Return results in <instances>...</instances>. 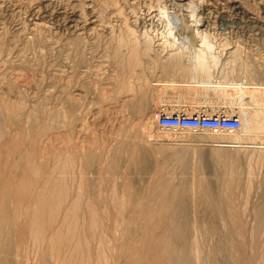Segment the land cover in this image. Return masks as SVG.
<instances>
[{"label": "rangeland", "instance_id": "1", "mask_svg": "<svg viewBox=\"0 0 264 264\" xmlns=\"http://www.w3.org/2000/svg\"><path fill=\"white\" fill-rule=\"evenodd\" d=\"M191 6L195 8L192 9ZM118 7L121 9L122 13ZM193 11L195 12V16H193ZM173 13L180 16L182 21L181 19L179 21L178 18L179 26L175 29L174 34H170L168 15L171 16ZM204 34L208 36L211 45L210 50H208L209 77H206L204 73L195 66V63L189 59V53L181 49L183 43L184 45L190 44L189 47L192 48L193 46L194 48L206 47L202 46V36ZM186 36L190 37L192 41H185L184 37ZM124 38L127 39L125 40ZM122 43H124L125 46L122 45ZM126 45L128 46V50H125L127 48ZM128 52L132 57L127 55ZM140 62L144 64L141 66ZM134 72L135 74L137 73L136 76ZM130 78H132L131 81ZM204 79H210L211 82H205ZM240 82H244V85L247 87H251L254 84H264V0H183V3H178L175 0H0V98L3 97L0 101L4 99L3 102L8 103L0 102V141H2L0 142V149L5 143L13 144L15 140L17 141H15V145H12V151L14 146H18L15 147L16 149H14V152L15 150L16 152L11 155L10 158H4V162L2 159L0 160V191L3 184L2 178L9 173L8 169L11 164L8 163H10V161L11 163H16L18 161V152H22L23 149L25 151L34 149L33 151L36 153L41 151L38 153V156H40V154L41 156L43 154L45 155H43V158L41 156L39 158L36 156L37 163L38 161H42L39 163H43V166H45V164L48 166L52 161H55V156L51 153L52 151L56 149L55 152L57 153L54 152L56 155L61 154L60 156H65L73 149L72 144L74 143L73 146L75 145L77 148L74 146V149L69 152V156L70 153L71 155L77 154L76 156H71L74 158L73 164L75 166L73 165V168H78V171L83 169L85 174L83 176V172L80 171L81 174L74 169L77 175L74 174L75 171L73 170L74 175L71 177V168L69 173V175L71 174L70 177L68 175L69 181L72 182L69 183L73 186V190L71 188V193L73 195L74 189L79 188L81 190H78L83 192V200L89 201L91 198L90 201L92 202L94 200L99 207H103L104 204L107 203L108 207L112 208L113 212L116 213L115 216L111 213L110 220H104L107 228L105 231H109L106 234H108L111 239L112 246L114 244V246L120 244V246H116L112 253L108 252L110 255H115L114 252L119 251L120 253L118 252L116 254L122 255L121 262L119 261V263H122L127 252L131 250L127 251V244L130 245L131 243L132 245L133 243V241H130L133 237V234H129L130 231L133 230L132 228L137 222H143V219L136 221L140 216L134 217V206L142 202L151 201L163 191L161 189L163 186L159 188L158 185L150 183L152 180L149 181V179L154 177L155 174L153 173L160 166L163 170L162 172L167 177L174 178L172 184L184 186H180L178 189H181L180 191L185 194V203L190 213L188 239L191 241L195 235H198V238L202 235L199 241L203 242L202 238L205 236L206 240L208 239V246L206 247L207 249H205L207 251L209 245L212 247L218 238L215 234L211 235L210 231H224L226 228L224 224V226H222L223 222L221 220L207 216L206 212L209 202L206 201L208 199L205 197H201L203 195L200 193L202 189L198 187L197 182L194 183V175H196V178L202 176L203 178H214L213 184L215 187H213V189L215 191H217V189L218 191H223V187H217V185H219L217 182L218 180H215L217 177L220 175H232L235 181L229 188L224 187L223 192L225 194L227 192H234L237 194V191L241 188L242 190L245 188L243 192L245 191L247 193V188L250 186L249 188L251 190L248 188L250 194L248 193L247 197L245 192L243 193L242 190H239L240 193L242 192L240 195L243 198H247V200H249L248 202L244 203V201L247 200L245 198L243 199L239 194H237L238 196L235 194L237 196H235L236 200H233L234 195L232 198L231 193L226 194V199L224 197L222 198L226 203H229L227 200H230L232 205L235 204L233 206H240L241 208L244 205V207H246L245 210L244 207L243 210L239 209L244 214L243 219H245V223L248 224L247 226L245 225L246 230L248 228V231H250L252 227L250 226L251 223L254 222L255 224L256 222V220L254 221L256 215L252 213V216L255 217L253 219L251 212L255 211L253 208L257 206L258 202L260 203V201H262L264 192V134L251 135L246 133L245 139L231 145H218L214 143V141H206V143L202 141L193 142V140L183 139L182 136L198 133H212L213 130H193L189 128L173 130L161 128L157 125V114L162 111H185L189 114L202 111L210 114L224 112L229 115L240 117L237 113L239 110V88L236 87ZM126 83L129 86H127ZM245 100H248V95H246ZM43 120L47 125H40V127L39 124H42ZM19 127L21 129L23 128V132ZM119 127H123V131H121L122 129ZM127 127L129 129H127ZM24 129H26V131ZM15 130H17V132ZM19 130L22 132L21 134L23 136H21ZM27 130L30 131L31 135H29L30 133L27 132ZM24 131L27 132L29 136H27V133L25 134ZM220 131L225 133L235 132V130L234 132L231 130ZM54 133L55 136L51 135ZM127 133H129V135ZM38 134L40 136H38ZM12 135H14V137H11ZM35 135L38 136L39 140ZM243 135L245 134L243 133ZM25 136H27V138ZM47 136L48 138H46ZM53 136L56 140L53 139ZM43 137L46 138V141L48 139L45 146H43L45 144V142L42 141ZM4 138L5 141L2 140ZM11 138L12 140H10ZM86 138L87 140L90 139L91 143H94L95 140L94 146L93 144L90 145V140L87 141ZM105 138L107 141H105ZM32 140L34 141L33 143H36L35 145H33L32 142L30 143ZM51 140H53V147H51L53 149L50 150L49 148V151H51L49 152L46 146L52 142ZM65 140L67 141V145L68 140L71 143L73 142L69 144V149L66 147ZM110 141L113 143L116 142L114 145L113 143L110 144L113 146L107 144L108 146L106 147V142L111 143ZM16 142H19V144L17 145ZM20 142L23 143V146H26V148H22ZM87 142L89 143V148L87 147ZM102 142L105 144L102 145ZM55 143H57V148L54 147ZM82 144L84 148L86 145L88 150H83V147L81 149ZM36 145L39 147L42 146V149H39ZM97 145H99L100 149ZM58 147H61L60 149L64 148L66 154H64V151V153L62 150L60 151ZM90 147H93V151H89V149L91 150ZM102 147H104V150L102 149V151H104L103 156L102 153H100ZM109 147H112V152ZM106 148L110 149L109 151L107 150V152H109L108 154H112H110V156H112L111 159L107 152H105ZM85 151L88 153V156L86 153L84 154L86 155L85 157H80V153L81 156H84L83 153H85ZM175 151L183 152L186 156L184 157V162L181 161L180 163V161L176 159ZM258 151L260 157L258 156L257 159V155H259ZM220 152L229 153L230 158H228L229 156L227 154L222 156ZM252 152H255V156ZM49 153L51 155L53 154V156H48ZM46 154L48 158L50 157L49 160L53 158L51 162L48 161V159L46 160ZM249 155L251 156L249 157ZM86 157H88V160H86ZM214 158H217L218 162L215 161ZM250 158H252L251 160L254 159V161L252 162ZM7 159L11 160L8 162ZM42 159L47 162L44 163ZM165 160H167L166 162L168 163H164ZM48 162L50 163L48 164ZM247 162H251L253 165L251 163V165H249ZM89 163H91V165ZM100 164H104L105 166L103 165L102 167ZM108 164L111 166L109 167ZM227 164H229V166H224ZM256 164L259 166L257 167ZM5 165L8 171L3 168ZM248 166H252L251 172ZM253 166H255V168ZM171 167H173V169ZM223 167H225V170ZM227 167L229 169L231 168V170L233 169L234 172L227 170ZM101 168H103L104 171H102ZM252 168L254 169L255 175L252 173ZM41 169H43V167L39 169L40 172H38L37 175L41 173V171L44 173L47 171L46 166L44 168L45 170ZM248 169L249 173L251 175L253 174L252 179L255 186L249 182V180L252 182V179L250 178L251 175H249ZM226 170L228 172H226ZM224 171L226 173H224ZM48 173L50 174V172H46L47 175ZM106 173L108 176H105L107 175ZM152 174L153 176H151ZM40 175L42 176L44 174L41 173L38 176ZM119 175L121 176L120 178H118ZM74 176L77 181H75L76 179H74ZM82 176L85 178H81ZM79 177L81 178L82 185L79 183ZM114 177L117 178L118 185ZM244 177L245 179H243ZM84 179H87V181H84ZM184 179L186 182L180 184ZM107 180L108 182L106 183ZM99 181L101 182L99 183ZM241 181L244 184L241 185L242 187L240 186V184H242ZM112 183H114V185H112ZM99 185L100 187L102 186V191L100 190V193ZM251 185L254 187L252 188ZM113 186H115V188L118 187L117 190H114L117 192L116 196L118 195L120 198L114 196L115 192H112V196L116 199L114 205L110 201L111 198H109V196L111 192L108 189H112ZM150 186L152 189L154 188L155 191L152 192ZM85 187L87 188L85 189L87 192L90 191V195L86 193L87 199L84 195L86 192L84 190ZM259 187H262L260 189L263 190L261 191ZM144 188L146 189L145 192ZM18 189L19 186H15V190ZM225 189H227V191ZM106 190L108 193L104 192ZM172 190H174L173 187L169 188L167 194L170 195L173 192ZM77 191H75V194L79 192ZM101 193H105L106 195L104 194L103 196ZM146 193L147 196L145 197ZM99 194L100 196L102 195V198H100ZM92 195H94L95 198L92 197ZM143 197L145 199H143ZM69 198H71V195ZM122 198L125 201L124 206H126V208L124 207L125 211L122 209L124 215L120 217V215H117V208L123 202ZM97 199L100 203H98ZM117 199H119L118 202ZM213 199L217 200L218 203L220 201V198L216 197L215 194L214 197L209 200ZM235 201L240 205L238 206ZM252 205H254L253 208L251 207ZM194 212L195 214H193ZM198 212L201 213L198 214ZM246 219H248V222H246ZM115 220H117L118 224ZM194 220H197L199 224H196L197 221L194 223ZM113 222H115L116 225H122L119 227L113 224ZM204 222H206V226H204ZM214 222L217 223L216 229L213 227ZM110 224H113L115 227ZM194 224L197 226H194ZM254 224L252 223V225ZM17 225H21V227L24 226L22 222H20V224L17 223ZM1 227H3L0 232L1 264H23L25 261L27 262L29 260L24 259L26 258L24 255H28L30 258V262H25V264H36L37 261L42 264H56L54 260H51L49 255L45 258H40V253H38L39 255L36 254V247L33 245L32 248L31 241L28 242L30 244L27 243L29 238L25 240L27 237L23 240V244L27 243L24 244V246L23 244L19 245L17 235H12L16 236L14 237V241H12L13 243L6 242L4 239L6 238V229L8 227L7 222H2ZM113 227L115 229L117 227L119 231L116 232ZM109 228L113 229L110 230ZM200 228L202 234H199ZM262 229L260 236L264 238V226H262ZM113 230L116 235L118 234V241H116L117 238H115L116 235ZM127 231L129 232L128 235L126 233ZM195 232H197V234ZM123 235H125V240ZM111 237L115 239H113L115 243L112 241ZM93 240H96L95 242L93 241V245L96 246L95 243L97 239L94 238ZM126 240L127 242L125 243ZM122 241H124V243H122ZM193 241L195 242L196 239H193L191 242ZM123 244H126V247L123 246ZM25 246H27V248ZM19 247L24 251H21ZM26 249L31 250L26 251ZM32 250L33 253H31ZM124 251L125 254H122ZM28 252L29 254H27ZM30 254L32 255L30 256ZM34 254H36V256ZM36 257L39 258L37 259ZM218 257L219 260L223 258L224 260L226 259L225 254H218ZM35 258L36 260L34 261ZM2 259L5 261L3 262ZM110 263L111 261L109 264Z\"/></svg>", "mask_w": 264, "mask_h": 264}, {"label": "bare ground", "instance_id": "2", "mask_svg": "<svg viewBox=\"0 0 264 264\" xmlns=\"http://www.w3.org/2000/svg\"><path fill=\"white\" fill-rule=\"evenodd\" d=\"M178 3H183V0H175ZM185 1V0H184ZM202 1V0H201ZM108 2V1H107ZM115 2V1H114ZM117 2V1H116ZM157 2V1H156ZM171 2V1H170ZM115 5V4H114ZM117 5V4H116ZM187 5V4H186ZM191 5V4H190ZM183 6V4H182ZM197 6V5H196ZM200 6V5H199ZM190 7V6H188ZM192 9L195 8L194 6H191ZM162 8V7H161ZM165 8V7H164ZM172 8V7H171ZM119 9V7H118ZM163 9V8H162ZM200 9V8H199ZM239 9V8H238ZM121 11V9H119ZM157 10V9H156ZM159 11V10H158ZM200 11V10H199ZM225 11V10H224ZM163 12V11H162ZM122 13V11H121ZM186 13V12H185ZM198 13V12H197ZM157 16V15H156ZM193 16H195V12L193 11ZM202 17V16H200ZM166 18V17H165ZM182 18L180 16H178L177 14L173 13L171 14V16L168 15V26H169V33L170 34H174L175 33V29L179 26V21ZM198 18V17H197ZM205 18V17H204ZM200 19V18H199ZM155 20V19H154ZM153 20V21H154ZM160 20V18H159ZM165 20V19H164ZM163 20V21H164ZM192 20V19H191ZM184 21V20H183ZM197 21V20H195ZM158 22V21H157ZM191 22V21H190ZM154 23V22H153ZM160 23V22H159ZM156 24V23H155ZM164 24V22H163ZM183 24V23H181ZM185 24V22H184ZM147 27V25H146ZM198 27V26H197ZM152 28V27H151ZM201 28V27H199ZM205 28V27H204ZM203 28V29H204ZM132 29V28H131ZM149 29V27H148ZM157 29V28H156ZM202 29V28H201ZM200 29V30H201ZM158 31V30H157ZM161 31V30H160ZM209 31V30H208ZM204 32V31H203ZM153 33V32H152ZM163 33V32H162ZM202 33V32H201ZM208 33V32H207ZM124 34V33H123ZM142 34V32H141ZM157 34V33H156ZM155 34V35H156ZM118 35V34H117ZM122 35V34H121ZM137 36V35H136ZM187 37V36H186ZM184 37L185 41L187 40V42L192 41V39L190 37ZM203 45L202 46H206V47H200V48H193L189 47V45L184 43L181 46V49L185 52L189 53V59H191L194 63L195 66L197 68H199L206 77H209L210 72H209V63H208V50H210L211 45L210 42L208 40V36L206 34H204L203 36ZM119 39V37H118ZM125 39V38H124ZM127 39V38H126ZM125 39V40H126ZM139 39V37H138ZM162 40V39H161ZM117 41V40H116ZM120 41V40H119ZM153 41V40H152ZM121 42V41H120ZM119 42V43H120ZM124 42V41H122ZM140 42V41H139ZM180 42V41H179ZM127 44V42H126ZM119 45V44H118ZM122 45H124V43H122ZM141 45V44H140ZM125 46V45H124ZM123 46V47H124ZM126 49L128 50V46L126 45ZM141 48V47H140ZM122 49V47H121ZM149 49V48H148ZM130 50V47H129ZM181 50V51H182ZM122 51V50H121ZM131 52V51H130ZM152 52V51H151ZM182 53V52H181ZM135 54V53H134ZM140 54V53H139ZM129 55V52L128 54ZM133 55V54H132ZM141 55V54H140ZM131 56V55H129ZM134 56V55H133ZM138 56V54H137ZM142 56V55H141ZM146 56V55H145ZM132 57V56H131ZM139 57V56H138ZM134 58V57H133ZM136 58V56H135ZM118 60V59H117ZM125 60V59H124ZM143 60V59H142ZM184 60V59H183ZM144 61V60H143ZM221 61V60H220ZM142 62V61H141ZM140 62V64H141ZM189 62V61H188ZM233 62V61H232ZM126 63V62H125ZM133 63V62H132ZM129 64V63H128ZM134 64V63H133ZM136 64V63H135ZM139 64V65H140ZM144 64V63H142ZM141 64V66H142ZM126 65V64H125ZM189 65V64H188ZM128 67V66H127ZM126 67V68H127ZM135 67V65H134ZM134 69V68H133ZM139 69V68H138ZM137 70V68H136ZM126 71V69H125ZM135 71V70H133ZM179 71V70H178ZM127 72V71H126ZM131 74V73H130ZM133 74V73H132ZM135 74V72H134ZM137 74V73H136ZM135 74V76H136ZM177 74V73H176ZM139 75V74H138ZM118 76V75H117ZM195 76V75H194ZM126 77V76H125ZM131 77V76H130ZM132 78H130L131 81ZM119 80V78H118ZM124 80V79H123ZM128 80V79H127ZM205 82H211L210 79H204ZM126 82V79H125ZM128 82V81H127ZM203 82V81H202ZM223 82V81H222ZM118 83V82H117ZM122 83V81H121ZM172 83V82H171ZM234 83V82H233ZM237 83V82H236ZM203 84V83H202ZM231 84V83H230ZM247 84V83H246ZM124 85V84H123ZM127 85V83H126ZM208 85V84H207ZM217 85V84H216ZM219 85V84H218ZM223 85V84H222ZM233 85V84H232ZM237 85V84H236ZM253 85V84H252ZM129 86V85H127ZM133 86V85H131ZM215 86V85H214ZM225 86V85H224ZM230 86V85H229ZM227 87V86H226ZM225 87V88H226ZM231 87V86H230ZM235 87V86H234ZM239 88L238 92H239V110L237 111V113L240 116V119L242 121V126L240 129L238 130H231L234 133H225L223 131L220 130H213L212 133L208 132L205 134H194V135H183L182 138L186 139V140H193L194 141H202L205 142L206 141H214V143L218 144V145H231V144H236V142H241L243 139H245L246 137V133H249L251 135H261L264 134V84H254L251 87H247L244 85V82H240V84L238 83V85L236 86ZM133 88V87H132ZM228 88V87H227ZM123 89V88H122ZM125 89V88H124ZM129 89V88H128ZM145 90V89H144ZM6 93V92H5ZM138 94V93H137ZM246 95H248V100L246 99ZM8 96V95H7ZM119 96V95H118ZM3 97H1L0 99H2ZM134 98V97H133ZM4 100V99H3ZM3 100H1L0 102L2 103ZM34 100V99H33ZM7 101V100H5ZM3 103H7V102H3ZM16 103V102H15ZM8 104V103H7ZM6 104V105H7ZM4 105V104H3ZM238 105V104H237ZM236 105V106H237ZM1 108V107H0ZM8 109V108H7ZM234 109V108H233ZM9 110V109H8ZM44 110V109H43ZM231 110V109H230ZM26 111V110H25ZM50 111V110H49ZM53 112V111H52ZM5 113V112H4ZM4 113H2L3 115H5ZM47 113V112H45ZM7 114V112H6ZM237 114V115H238ZM48 115V114H47ZM59 118V117H58ZM108 120V119H107ZM47 121V120H46ZM53 121V120H52ZM34 122V121H33ZM40 122V121H39ZM9 123V122H8ZM44 120L42 121V124H39V126L41 125H47V124H43ZM52 123V122H51ZM55 123V122H54ZM82 123V122H81ZM49 124V123H48ZM85 124V123H84ZM40 126V127H41ZM69 126V125H68ZM122 126V125H121ZM125 126V125H123ZM45 127V126H44ZM129 127V126H128ZM127 127V129H129ZM20 128V127H19ZM33 128V127H32ZM84 128V126H83ZM119 128H123V127H119ZM125 128V127H124ZM21 129V128H20ZM23 129V128H22ZM21 129V130H22ZM31 129V128H30ZM120 129V130H121ZM26 131V129H24ZM29 130V129H28ZM30 133V131H28ZM119 130V131H120ZM133 130V129H132ZM208 130V129H207ZM17 132V130H15ZM24 131V132H25ZM118 131V132H119ZM123 131V129L121 130ZM127 131V130H125ZM20 132V130H19ZM23 132V130H22ZM20 132V134L22 133ZM25 132V134L27 133ZM38 132V131H37ZM117 132V133H118ZM129 132V131H128ZM216 132V133H215ZM121 133V132H120ZM119 133V134H120ZM126 133V132H125ZM124 133V134H125ZM132 133V132H131ZM136 133V132H135ZM203 133V132H202ZM243 133L245 135H243ZM11 134V133H10ZM41 134V133H40ZM50 134V133H49ZM118 134V135H119ZM129 135V133H127ZM126 134V135H127ZM176 134V133H175ZM190 134V133H189ZM31 135V133L29 134ZM27 133V136H29ZM55 136L54 134H51ZM125 135V136H126ZM10 136V135H9ZM17 136V135H16ZM20 136V135H19ZM18 136V137H19ZM21 136H23L21 134ZM27 136H25L27 138ZM36 136V135H35ZM38 136H40L38 134ZM38 136H36V138L38 139ZM53 136V139L56 140V138ZM59 136V135H58ZM115 136V135H114ZM122 136V134H121ZM120 136V137H121ZM173 136V135H172ZM7 137V136H6ZM11 137H14V135H12ZM33 137V135H32ZM42 137V136H41ZM50 137V136H49ZM57 137V135H56ZM31 138V136H30ZM48 138V136L46 137ZM46 138L43 137V140L45 142V144H40L41 140L39 141L40 145L45 146L46 142H48V139L46 141ZM52 138V136H51ZM92 138V137H91ZM112 138V137H111ZM122 138V137H121ZM131 138V137H130ZM163 138V137H162ZM176 138V137H175ZM174 138V139H175ZM19 139V138H18ZM21 139V137H20ZM34 139V138H32ZM36 139V140H37ZM104 139V138H102ZM106 139V138H105ZM119 139V136H118ZM125 139V138H124ZM1 140V138H0ZM5 141V138L2 139ZM12 140V138L10 139ZM15 140V138H14ZM22 140V139H21ZM26 140V139H24ZM31 140V139H30ZM35 140V141H36ZM39 140V139H38ZM50 140V139H49ZM67 140V139H66ZM65 140V143L67 142ZM71 140V139H70ZM87 140V138H86ZM90 140V139H89ZM87 140V141H89ZM17 141V140H15ZM15 141H13V144L15 145ZM20 141V140H19ZM52 142H50L46 147H48L47 151L53 149L51 147L53 140H51ZM72 141V140H71ZM102 141V140H101ZM100 141V142H101ZM107 141V139L105 140ZM113 141V140H112ZM126 141V140H125ZM2 142V141H0ZM29 142V139H28ZM33 143L34 141H30V143ZM43 142V143H44ZM56 142V141H54ZM93 142V140H92ZM111 142V141H110ZM116 142V141H115ZM114 142V143H115ZM17 143V142H16ZM21 143V142H20ZM29 143V144H30ZM71 142H69L68 140V145L66 143V147L68 148L69 144ZM73 143V142H72ZM71 143V144H72ZM77 143V142H75ZM91 143V140H90ZM95 143V140H94ZM94 143H91L90 145ZM103 143V142H102ZM111 143H107L106 142V147L109 146H113L110 145ZM119 143V140H118ZM135 143V142H134ZM197 143V142H196ZM11 143H5L3 145V147L0 149V160L4 158H10L11 155H13L14 149H16L15 147L18 146H14V149L12 151V145ZM19 144V142L17 143V145ZM22 148L26 146H23V143H21ZM36 143H33V145H35ZM55 143V148L56 147ZM63 144V143H62ZM74 144V143H73ZM72 144V148L74 149V146ZM79 144V143H78ZM88 142H87V147H88ZM100 144V143H98ZM105 143H103L102 145H104ZM108 144V145H107ZM195 144V143H194ZM26 145V143H25ZM32 145V144H31ZM38 145H36L37 147ZM58 146V145H57ZM63 146V145H60ZM194 146V145H193ZM202 146V145H200ZM33 147V146H30ZM39 147V146H38ZM77 148V146H75ZM83 147V144L81 146V149ZM97 147H99V145H97ZM135 147V146H134ZM222 147V146H221ZM20 148V147H19ZM18 148V149H19ZM44 148V147H43ZM54 148V149H55ZM59 150L62 152H65V149L61 147H58ZM75 148V149H76ZM89 148V147H88ZM86 145L84 149H87ZM91 148V147H90ZM110 148V147H109ZM112 148V147H111ZM110 148V149H111ZM17 149V150H18ZM28 149V148H27ZM38 149V148H37ZM39 149H42V146L39 147ZM46 149V148H45ZM44 149V150H45ZM64 149V150H63ZM69 149V148H68ZM71 149V150H73ZM80 149V150H81ZM93 147L91 148V150L89 149V151H93L92 150ZM100 149V147H99ZM102 149L104 150V147L101 148V152L102 156H103V152ZM110 149L105 150V152H107V150L109 151ZM34 150V149H33ZM32 149H28V151L24 150L22 152H18V158L16 163H11V159L8 160V162L10 161L11 164L9 167V173L3 176V184H2V188L0 191V232L2 231L1 225L2 222H7V229H6V238L4 239L6 242H11L14 241V237L16 236H12V235H17L18 239H19V245L23 244V240H27L29 238V241H31V245L33 248L36 247V251L38 253H40V258H45L48 255L50 256L51 260H54L56 264H109V262L111 261L110 264H264V238H261L260 236V232L263 230L262 226L264 223V192H263V198L262 201H260V203H257V206L254 207V205H252L251 207L253 209H255V211L251 212V216L252 213H254L256 219H254L255 217H253L254 221L256 220L255 224L254 222H252L254 225H251V230L248 231V228L246 230L245 225L247 226L248 224L245 223V219H243V213L241 210H243L244 205L240 208V204L238 205L237 202L236 204L239 207L233 206L235 204H231L230 200L229 203L225 202V200H223L222 198L224 197L226 199L225 196H227L226 194L228 193H224V187H228L233 185V182L235 181V178L232 177V175L230 176H221L217 177L218 180V184L217 187L221 188L223 187V191H215L213 189V187H215V185L213 184L214 182V178L211 179V177H197L196 175H194L195 177L194 179V183H198V187L200 189H202V191L200 193H202L203 195L201 197H205L207 202H209L208 208H207V216L213 217V218H217L219 220H221L222 226H224L226 228V230L224 231H210L211 235H217L218 238L216 240V242L212 245V247L209 245L208 250L206 251L205 249H207L206 247L208 246V239L206 240V237L204 236L203 242H200L199 239L202 237V235H200V237L198 238V235L193 237V239H196V241L193 243L188 239V234H189V218H190V213L188 212V207L186 206L185 203V199L186 196L184 193H182V191H180L178 188H180V186L183 185H177V184H172V180L174 179L173 177H167L162 171V169L160 168V166L155 170V172L153 174L154 177L150 183H152L153 185H158L159 188H161V186H163L161 189L163 190L160 194H158L155 198H153L151 201L149 200V202H140L141 204H138L136 206H134V217L135 216H140L136 219L140 221V219H143V222L139 223L137 222L134 226H133V230L130 231V233L127 231V235L128 233L133 237L131 238L132 240H130L131 242L133 241L132 245L130 243V245L127 244V251L130 250L129 252H127L126 256L124 257V260L122 261V263H119V261L122 259V255L120 254H116L118 252H114V254H111L109 252L112 253V251L115 250L116 246L120 244H117L116 246H112V242L111 239L109 238L108 232H106L105 230L106 228V224L104 222V220H108L112 215L115 216L116 213L113 212V209L108 207L107 203L104 204L103 207H99L97 202H94V200L91 202V198L88 200H83V192L79 191L81 189H74L75 191H77L78 193L75 194V191L73 192V195L71 193V191L73 190V186H71V184L69 182V178L68 175L70 173V170L72 168V175L71 177H73L74 174H76V171H78L77 169H75V167L73 168V162H74V158L71 157L74 154L69 156V151L67 153V155L65 156H60L61 154H55L57 152L54 151H49L51 153L54 154L55 156V161L53 162V158L52 160L48 158V156H50L51 154L49 153V155L45 157L46 160L48 159V161H52V163L50 165L47 166V164H45L46 166V172H50V174L48 173V175L46 174V172H42L44 175H40L38 176L37 173L40 172L39 169L41 167H43V169L41 170H45V166H43V163H39L42 161H38L36 160V156H38V150L36 153L35 151H33ZM36 150V148H35ZM43 150V151H44ZM77 150V149H76ZM79 150V147H78ZM86 150V151H87ZM95 150V149H94ZM19 151V150H18ZM25 151V152H24ZM75 151V150H74ZM73 151V152H74ZM85 151L84 154H86L87 152ZM88 151V152H89ZM96 151V150H95ZM112 152V149L110 150ZM114 151V149H113ZM169 151V150H168ZM177 151V150H176ZM175 151V152H176ZM189 151V150H188ZM187 151V153H188ZM196 151V150H195ZM253 151V150H252ZM55 152V153H54ZM63 152V153H64ZM72 152V153H73ZM76 152V151H75ZM78 152V151H77ZM82 152V150H81ZM37 155H36V154ZM59 153V152H58ZM62 153V154H63ZM79 153V152H78ZM109 152H107L108 154ZM126 153V151H125ZM253 155L255 156V152ZM43 154V152H42ZM53 154L51 156H53ZM66 154V152L64 153ZM97 154V152H96ZM105 154V153H104ZM111 154V153H110ZM110 154H108L110 156ZM216 154V153H214ZM220 154L223 156L224 154H227L229 156V153H224V152H220ZM251 154V153H250ZM257 155V159L258 156L260 157V153L258 151ZM45 155V154H43ZM43 155L40 156L43 158ZM77 154H75L74 156H76ZM106 155V156H108ZM112 155V154H111ZM127 155V153H126ZM166 155V154H165ZM169 155V154H168ZM167 155V156H168ZM252 155V154H251ZM249 155V157L251 156ZM252 155V156H253ZM38 156V158L40 157ZM81 156L80 153V157H85ZM88 156V153H87ZM90 156V155H89ZM96 156V155H94ZM101 156V157H102ZM176 159L182 162H184L183 160L185 159L184 157H186L182 151L180 152H176L175 154ZM214 156V155H213ZM217 156V155H216ZM262 156V155H261ZM13 157V156H12ZM15 157V156H14ZM105 157V155H104ZM112 156H110L111 159ZM160 157V156H159ZM188 157V156H187ZM200 157V156H199ZM73 158V161H72ZM88 160V157H86ZM100 158V157H99ZM230 158V156L228 157ZM232 158V157H231ZM254 158V157H253ZM78 159V158H77ZM81 159V158H80ZM105 159V158H104ZM108 159V158H107ZM110 159H108L109 161H111ZM252 158H250L251 160ZM13 160V159H12ZM39 160V159H38ZM44 160V159H42ZM85 160V159H83ZM163 160V159H162ZM175 160V161H177ZM215 161H217V158L215 159ZM238 160V159H237ZM248 160V159H247ZM260 160V158H259ZM76 161V160H75ZM94 161V159H93ZM104 161V160H103ZM167 160L164 161V163H168L166 162ZM221 161V160H220ZM231 161V160H230ZM239 161V160H238ZM249 161V160H248ZM252 162L254 161L251 160ZM257 161V160H256ZM255 161V162H256ZM1 162V161H0ZM4 162V161H3ZM47 162V161H46ZM44 160V163H46ZM48 162V164L50 163ZM81 162V161H80ZM85 162V161H84ZM106 162V159H105ZM218 162V161H217ZM223 162V161H222ZM228 162V159H227ZM232 162V161H231ZM6 163V162H5ZM109 163V162H107ZM173 163V162H172ZM200 163V162H199ZM225 163V162H224ZM233 163V162H232ZM246 163V162H245ZM251 163V162H250ZM250 163L247 162V164L251 165ZM258 163V162H256ZM260 163V162H259ZM80 164V163H79ZM83 164V163H82ZM91 165V163H89ZM102 164V161H101ZM100 164V165H101ZM106 164V163H105ZM7 165V164H6ZM5 166H3L4 170L7 168ZM104 165V164H103ZM103 165H101L103 167ZM158 165V164H157ZM163 165V164H162ZM222 165V164H221ZM253 165V164H252ZM75 166V165H74ZM77 166V165H76ZM105 166V165H104ZM107 166V164H106ZM109 166V164H108ZM111 166V165H110ZM109 166V167H110ZM165 166V165H164ZM224 166H229V164L224 165ZM257 166V164H256ZM259 166V165H258ZM257 166V167H258ZM231 167V165H230ZM249 167V166H248ZM251 167L250 166V172H251ZM255 168V166H253ZM256 167V168H257ZM81 168V167H80ZM83 168V167H82ZM170 168V167H169ZM173 169V167H171ZM225 170V167H223ZM232 168V167H231ZM231 168L229 169L227 167V170H231ZM241 168V167H239ZM76 171H75V170ZM102 171L103 168H101ZM115 169V168H114ZM123 169V168H122ZM253 169V168H252ZM7 170V169H6ZM7 170V171H8ZM75 171V173L73 174V172ZM175 170V167H174ZM192 170V169H191ZM194 170V169H193ZM205 170V169H203ZM226 170V172H228ZM83 172V169L79 170L78 172L81 173ZM107 171V170H106ZM112 171V170H111ZM177 171V170H176ZM175 171V172H176ZM195 171V170H194ZM220 171V170H219ZM233 171V169L231 170ZM230 171V172H231ZM254 173V169L252 170ZM4 172V171H3ZM2 172V173H3ZM115 172V170H114ZM222 172V171H221ZM224 171V173H226ZM229 172V173H230ZM234 172V171H233ZM205 173V172H204ZM203 173V174H204ZM217 173V172H216ZM248 173H249V169H248ZM82 174V173H81ZM84 172H83V176H84ZM105 174V173H102ZM107 174V173H106ZM109 174V172H108ZM105 175V176H108ZM153 174L151 176H153ZM169 174V173H168ZM208 174V173H207ZM222 174V173H221ZM231 174V173H230ZM47 175V176H46ZM69 175V177H70ZM77 175V174H76ZM110 175V174H109ZM115 175V174H114ZM118 175V174H117ZM116 175V176H117ZM235 175V174H234ZM248 175V174H247ZM249 175H251L249 173ZM253 175V174H252ZM250 176V178L252 179L253 176ZM255 175V173H254ZM81 176V175H80ZM81 177V178H85V177ZM100 176V175H99ZM175 176V175H173ZM184 176V175H183ZM189 176V175H188ZM239 176V175H238ZM246 176V175H245ZM44 177V178H43ZM121 176L119 175L118 178H120ZM129 177V176H128ZM255 177V176H254ZM260 177V176H259ZM81 178L79 177V180L81 183ZM102 178V177H101ZM109 178V177H108ZM106 178V179H108ZM115 178V177H114ZM249 178V176H248ZM247 178V179H248ZM262 178V177H261ZM74 179L75 176H74ZM117 178H115L116 180ZM142 179V178H141ZM178 179V178H177ZM176 179V180H177ZM245 179V177L243 178ZM256 179V178H255ZM72 180V179H71ZM87 181V179H84V181ZM188 180V178H187ZM249 180V179H248ZM73 181V180H72ZM77 181V179L75 180ZM83 181V180H82ZM83 181V182H84ZM143 181V180H142ZM74 182V181H73ZM101 181H99L100 183ZM108 182V180L106 181V183ZM112 182V181H111ZM110 182V183H111ZM114 182V180H113ZM179 182V181H177ZM186 181L185 179L182 180V182L180 184H184ZM240 182V181H239ZM238 182V183H239ZM249 182L251 184H254L253 179L252 182L251 180H249ZM72 183V182H71ZM78 183V182H77ZM148 183V182H147ZM242 183V181H241ZM248 183V182H247ZM246 183V184H247ZM75 184V182H74ZM85 184V182H84ZM116 184H117V180H116ZM152 184H149L151 186H153ZM240 184V183H239ZM19 186L18 190H15V186ZM82 185V183L80 184ZM79 185V187H80ZM102 185V184H101ZM108 185V184H107ZM110 185V184H109ZM112 185H114V183H112ZM118 185V184H117ZM147 185V184H146ZM160 185V186H159ZM173 185V186H172ZM244 185L243 183L240 184ZM250 185V184H249ZM249 185H245V186H249ZM260 185V183H259ZM77 186V185H76ZM75 186V187H76ZM87 186V185H84ZM132 186V185H131ZM150 186V188L152 189V187ZM255 186V184H254ZM253 185H251V187H254ZM263 186V185H262ZM78 187V186H77ZM82 187V186H81ZM100 187V185H99ZM102 187V186H101ZM100 187L99 189V193L102 191V188ZM114 187V188H113ZM112 189L108 188L109 191L111 192V197L109 196V198H111V203L114 205L116 203V199L112 196V192H115L114 189L117 190V188H115V186H113ZM173 187L174 190H172L173 192L171 193L170 191V195L167 194L168 189ZM184 187V186H183ZM242 187V186H241ZM250 187V186H249ZM248 187V188H249ZM72 188V190H71ZM95 188V187H94ZM98 188V187H97ZM149 188V189H150ZM194 188V186H193ZM233 188V187H231ZM235 188V187H234ZM244 188V187H243ZM247 188V190L249 191V189ZM262 187H259V189ZM83 189V188H82ZM87 189L86 187L84 188V190ZM89 189V187H88ZM113 191H111V190ZM133 189V187H132ZM131 189V190H132ZM154 189V188H153ZM151 190L152 192L155 191ZM185 189V188H184ZM238 189V187H237ZM245 189V188H244ZM243 189V190H244ZM82 190V191H84ZM101 190V191H100ZM145 188H144V192H145ZM221 190V189H219ZM227 191V189H225ZM230 190V189H229ZM232 190V189H231ZM235 190V189H233ZM239 190H242L239 189ZM238 190V191H239ZM242 190V192H243ZM251 190V189H250ZM261 190V189H260ZM263 190V189H262ZM261 190V191H262ZM86 191V190H85ZM150 191V190H149ZM148 191V192H149ZM150 191V192H151ZM188 191V190H187ZM215 191V192H214ZM237 194H242V192L240 193V191ZM246 194V197L248 196ZM257 191V190H256ZM89 192V193H88ZM86 191L85 192V196L87 199V195H90V191ZM105 193H108V191H104ZM243 192V193H244ZM87 193V195H86ZM105 193H101L104 194ZM155 193V192H154ZM231 193V192H230ZM228 193V194H230ZM234 193V192H233ZM231 193V196L235 199V196L237 195L236 193ZM252 193V192H251ZM96 194V193H95ZM117 192L114 193V196H116ZM194 194V191H193ZM214 194L216 195V197L220 198L219 203L217 202V200H209L210 198L214 197ZM236 194V195H235ZM244 194V195H245ZM258 194V193H257ZM71 195V198H69V196ZM106 195V194H105ZM132 195V194H131ZM154 195V194H153ZM208 195H213V196H208ZM84 196V198H85ZM100 196V194H99ZM98 196V197H99ZM144 196V195H143ZM147 196V193L145 195V197ZM230 196V195H229ZM230 196V197H231ZM238 196V195H237ZM236 196V197H237ZM241 196V195H240ZM251 196V195H250ZM259 196V195H258ZM92 197H94V195H92ZM116 197L119 198V196L117 195ZM142 197V196H141ZM229 197V198H230ZM242 197V196H241ZM240 197V198H241ZM95 198V197H94ZM100 198H102V195L100 196ZM99 198V200H100ZM131 198V197H130ZM197 198V197H196ZM239 198V197H238ZM243 198V197H242ZM245 198V197H244ZM243 198V199H244ZM120 199V198H119ZM117 199V202L118 200ZM143 199H145L143 197ZM231 199V198H230ZM247 200V198H245ZM98 200V199H97ZM98 200V203H100V201ZM102 200V199H101ZM199 200V199H198ZM236 200V199H235ZM241 200V199H239ZM238 200V201H239ZM121 201V200H120ZM122 203L119 205V207L117 208L118 211V216L120 215V217L122 215H124L122 213V209L124 210V207L126 208V206H124V200L122 198ZM132 201V200H131ZM140 201V200H139ZM148 201V200H146ZM244 201V200H243ZM244 201L245 202H248ZM104 202V199H103ZM232 202V201H231ZM242 202V201H241ZM254 203V202H253ZM252 203V204H253ZM249 204V203H248ZM117 205V206H118ZM134 205V203H133ZM247 205V203H246ZM250 206V205H249ZM248 206V207H249ZM116 207V206H115ZM114 207V208H115ZM194 208V207H193ZM241 210H240V209ZM246 207H244L245 210ZM251 208V209H252ZM112 209V210H111ZM116 209V208H115ZM250 209V208H249ZM248 209V210H249ZM250 209V210H251ZM252 209V210H253ZM127 210V209H126ZM125 211V210H124ZM241 211V212H240ZM247 211V210H246ZM192 212V211H191ZM197 212V209H196ZM244 212V211H243ZM248 212V211H247ZM201 212H198V214ZM131 214V213H129ZM195 214V212L193 213ZM247 214V213H246ZM250 214V211H249ZM133 215V214H132ZM194 217L196 218V216L194 215ZM245 217V216H244ZM118 218V217H117ZM133 218V217H132ZM248 218V217H247ZM121 219V218H120ZM135 219V218H134ZM110 220V219H109ZM123 220V218H122ZM126 220V218H125ZM130 220V219H129ZM248 222V219H246ZM116 223L118 224L117 220H115ZM142 221V220H141ZM197 221V220H196ZM194 220V223L196 222ZM217 221V220H216ZM20 222H22L24 224L23 227H21V225H17V223L20 224ZM110 222V221H108ZM115 222H113V224L116 225ZM112 224V225H113ZM128 224V223H127ZM196 224H199L198 221ZM194 224V226L196 225ZM206 222H204V226ZM208 224V223H207ZM224 224V225H223ZM111 225V224H110ZM111 225V226H112ZM122 224L120 225H116L121 227ZM131 225V223H130ZM215 225V226H214ZM114 226V225H113ZM197 226V225H196ZM200 226V225H199ZM198 226V227H199ZM209 226V224H208ZM217 223L214 222L213 227L214 229H216ZM115 227V226H114ZM113 227V228H114ZM111 228V229H113ZM194 228V227H192ZM110 229V228H109ZM110 229V230H111ZM115 229V228H114ZM118 228L116 227V232L119 231L117 230ZM207 229V228H206ZM250 229V228H249ZM124 230V229H123ZM197 230V228H196ZM195 230V231H196ZM114 231V230H113ZM121 231V230H120ZM198 231V230H197ZM208 232V229H207ZM122 233V231H121ZM197 234V232H195ZM264 233V232H263ZM262 233V235H263ZM115 234V231H114ZM192 234V233H191ZM199 234H202L201 232V228L199 229ZM116 235V234H115ZM118 235V234H117ZM116 235L115 238L116 241H118V236ZM250 235V236H249ZM108 236V237H107ZM125 235H123L124 237ZM129 237V236H128ZM197 237V238H196ZM263 237V236H262ZM96 238L97 242L95 243L96 246L93 245V239ZM112 238V237H111ZM114 238H112L113 241ZM127 239V236H126ZM198 239V240H197ZM201 239V240H202ZM2 240V238H1ZM115 240V239H114ZM123 240V239H122ZM125 240V237H124ZM212 240V238H211ZM210 240V241H211ZM215 240V238H214ZM96 241V240H95ZM94 241V242H95ZM121 241V240H120ZM129 241V239H128ZM213 241V240H212ZM25 242V241H24ZM114 242V241H113ZM127 242V240L125 241V243ZM2 243V241H1ZM24 243V244H27ZM98 243V244H97ZM115 243V242H114ZM119 243V242H118ZM121 243V242H120ZM122 243H124V241H122ZM23 244V246H24ZM30 244V243H28ZM30 245V246H31ZM126 245V244H125ZM123 244V246H125ZM29 246V245H28ZM118 246V247H119ZM122 246V245H121ZM27 248V246H25ZM126 247V246H125ZM124 247V248H125ZM24 248V247H23ZM123 248V247H122ZM119 248V249H122ZM250 248V249H249ZM3 249V247H2ZM1 249V250H2ZM20 249V247H19ZM33 249V250H34ZM118 249V248H117ZM21 250V249H20ZM29 251L31 249H26V251ZM33 250L31 253H33ZM124 250V249H122ZM24 251V250H21ZM109 251V252H108ZM121 251V250H120ZM126 251V250H125ZM124 253L122 254H125ZM21 253V252H20ZM120 253V252H119ZM4 254V253H3ZM24 254V252H23ZM26 254V253H25ZM29 254V252L27 253ZM36 254H34L36 256ZM218 254H225L226 259L224 260V258L221 260H219ZM32 254H30L31 256ZM39 255V254H38ZM26 256V260H30V258L28 257V255H24ZM115 256V257H112ZM39 257H36L37 259ZM4 258V257H3ZM36 258L34 259V261L36 260ZM111 258V259H110ZM22 259V260H24ZM116 259V260H115ZM28 260V261H29ZM32 260V259H31ZM3 261V259H2ZM5 261V260H4ZM3 261V262H4ZM19 261V260H18ZM27 261V262H28ZM41 261V260H40ZM26 262V261H25ZM25 262L23 264H25ZM26 262V263H27ZM30 262V261H29ZM33 262V261H32ZM31 262V263H32ZM38 262V261H37ZM36 262V264H37ZM121 262V261H120ZM7 263V262H6ZM41 263V262H40ZM38 262V264H40ZM44 263V262H43ZM48 263V262H46ZM1 264V263H0ZM20 264V263H19ZM35 264V263H34ZM42 264V263H41ZM50 264V263H49Z\"/></svg>", "mask_w": 264, "mask_h": 264}, {"label": "built area", "instance_id": "3", "mask_svg": "<svg viewBox=\"0 0 264 264\" xmlns=\"http://www.w3.org/2000/svg\"><path fill=\"white\" fill-rule=\"evenodd\" d=\"M157 125L165 129L193 130H238L242 126L240 117L224 112L206 113L196 112L189 114L185 111L166 112L157 114Z\"/></svg>", "mask_w": 264, "mask_h": 264}]
</instances>
